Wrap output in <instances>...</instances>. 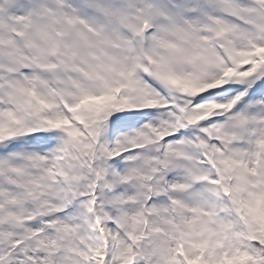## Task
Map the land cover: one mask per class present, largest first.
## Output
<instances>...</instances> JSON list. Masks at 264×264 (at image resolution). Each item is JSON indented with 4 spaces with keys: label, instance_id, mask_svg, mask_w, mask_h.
Returning a JSON list of instances; mask_svg holds the SVG:
<instances>
[{
    "label": "snow or ice",
    "instance_id": "6c2138e0",
    "mask_svg": "<svg viewBox=\"0 0 264 264\" xmlns=\"http://www.w3.org/2000/svg\"><path fill=\"white\" fill-rule=\"evenodd\" d=\"M0 264H264V0H0Z\"/></svg>",
    "mask_w": 264,
    "mask_h": 264
}]
</instances>
